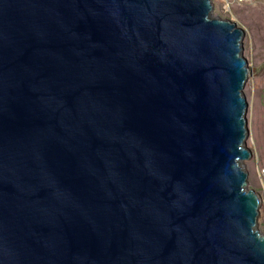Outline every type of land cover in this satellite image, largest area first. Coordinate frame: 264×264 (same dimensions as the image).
Segmentation results:
<instances>
[{
    "label": "water",
    "instance_id": "obj_1",
    "mask_svg": "<svg viewBox=\"0 0 264 264\" xmlns=\"http://www.w3.org/2000/svg\"><path fill=\"white\" fill-rule=\"evenodd\" d=\"M212 0H0V264H264L245 32Z\"/></svg>",
    "mask_w": 264,
    "mask_h": 264
},
{
    "label": "rangeland",
    "instance_id": "obj_2",
    "mask_svg": "<svg viewBox=\"0 0 264 264\" xmlns=\"http://www.w3.org/2000/svg\"><path fill=\"white\" fill-rule=\"evenodd\" d=\"M212 3L213 17L231 20L245 32L243 55L250 67L244 88L249 130L246 145L252 157L243 162V167L249 172L248 188L257 191L262 199L258 226L264 234V188L259 176V169L264 165V0L236 5H228L223 0H212Z\"/></svg>",
    "mask_w": 264,
    "mask_h": 264
},
{
    "label": "built area",
    "instance_id": "obj_3",
    "mask_svg": "<svg viewBox=\"0 0 264 264\" xmlns=\"http://www.w3.org/2000/svg\"><path fill=\"white\" fill-rule=\"evenodd\" d=\"M223 1H225L228 5H236V4L248 2L250 0H223ZM259 176L264 188V165L259 169Z\"/></svg>",
    "mask_w": 264,
    "mask_h": 264
}]
</instances>
